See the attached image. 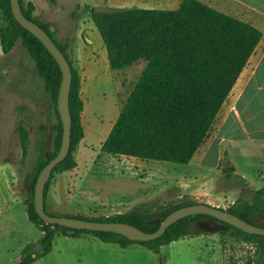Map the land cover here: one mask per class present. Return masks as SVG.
I'll list each match as a JSON object with an SVG mask.
<instances>
[{"label":"rangeland","instance_id":"rangeland-1","mask_svg":"<svg viewBox=\"0 0 264 264\" xmlns=\"http://www.w3.org/2000/svg\"><path fill=\"white\" fill-rule=\"evenodd\" d=\"M168 0H20L35 22L48 24L55 41H69L67 53L78 72L81 59L92 56L91 50L104 47L101 36L86 7L98 11L124 8H167ZM224 14L237 18L228 0H199ZM82 4L75 17L71 12ZM169 8V7H168ZM90 24L95 32L90 31ZM91 41V45L89 41ZM93 45V46H92ZM97 57L101 50L97 49ZM95 56V54L93 55ZM140 63L133 70L134 80ZM80 74V73H79ZM130 91H117L116 83L101 73L84 97L83 139L73 157L76 167L51 180L46 210L53 216L82 215L89 218L110 217L128 213L135 206L151 203L167 206L188 196L197 204L230 208L237 199L251 201V191L264 186V146L250 143L243 127L231 132L222 125L216 135L222 115L212 128L203 147L189 164L142 161L102 152L101 147L116 122ZM29 132L28 156L22 159L17 125L20 121ZM244 120V119H243ZM58 116L21 42L4 55L0 45V189L14 186L25 200L32 187L41 149L49 156L55 151ZM231 138L230 145L222 144ZM208 148L207 159L199 163L201 153ZM222 151L219 166L218 158ZM224 152L230 166L224 164ZM226 169L233 172L228 174ZM243 177L245 180H241ZM160 215L155 214L153 222ZM264 226V222L262 223ZM35 227V226H34ZM203 234L186 237L163 247L154 254L138 245L120 247L104 244L90 235L58 236L54 241V262L62 264H264L256 246L235 236L233 230L205 219L194 230ZM56 259V260H55Z\"/></svg>","mask_w":264,"mask_h":264},{"label":"trees","instance_id":"trees-1","mask_svg":"<svg viewBox=\"0 0 264 264\" xmlns=\"http://www.w3.org/2000/svg\"><path fill=\"white\" fill-rule=\"evenodd\" d=\"M51 1L53 4L56 2ZM20 6L24 16L34 21L21 2ZM82 6L78 3L71 16L75 17ZM86 8L106 47L111 70H122L141 61L146 63L143 73L102 144V152L142 161L189 164L207 141L220 110L255 52L262 33L251 24L217 11L199 0H183L176 10L98 11L91 7ZM35 23L52 38L72 70L69 95L72 120L70 152L55 167L46 184V210V199L53 176L76 167L73 153L83 139L84 102L80 92V74L67 53L70 48L69 41L63 45L58 44L47 23ZM18 42H21L34 62L58 116V124L54 127L57 133L55 151L46 156L41 149L32 189L24 200L29 221L43 233L38 241L40 252L33 253V245H29L23 250L22 260L18 264H32L47 256L53 249L56 237L61 235L76 237L86 234L104 244L120 247L138 245L159 254L163 247L186 237L203 234L201 229L194 228L205 219L232 229L235 236L254 244L255 253L264 259V236L244 233L205 215L185 217L171 225L160 238L147 242L130 241L122 235L110 232L75 230L45 223L35 211L34 188L40 172L49 160L56 157L62 143L63 127L57 111L62 73L55 59L40 41L14 19L10 0H0V45L3 54H10ZM17 132L22 159L25 160L28 156L29 132L22 120L17 125ZM227 154L224 152L223 162L229 167ZM226 172L230 174L233 171L226 169ZM241 180L245 179L241 177ZM195 204L197 203L192 202L188 196H183L181 201L167 206L142 203L128 213L110 217H62L101 223H126L143 232L153 233L169 214ZM225 211L250 222L252 217L264 213V186L251 191L250 202L239 198ZM46 212L48 213L47 210ZM155 214L160 215L158 222H153Z\"/></svg>","mask_w":264,"mask_h":264},{"label":"crops","instance_id":"crops-1","mask_svg":"<svg viewBox=\"0 0 264 264\" xmlns=\"http://www.w3.org/2000/svg\"><path fill=\"white\" fill-rule=\"evenodd\" d=\"M182 1L168 0L165 3L167 8L148 7L141 9L176 10ZM228 1L236 17L257 28L262 33V38L218 114L216 122L221 115L222 119L217 126L216 135L212 141L220 135L222 125L227 124L233 136L235 131L242 126L246 139L250 143L256 142L264 146V0ZM89 28L94 34V27L90 24ZM89 44H92L91 41H89ZM97 49L101 50V57H97L94 53ZM91 54L92 56L83 58L80 62V92L83 102L90 85L98 79L102 72L116 83L117 91L128 88L131 93L145 69V67L144 69L143 67L140 68L136 81H133L135 66L145 62L141 61L122 70L113 71L109 65L107 50L105 53L103 47L98 46L96 49L91 50ZM94 54L95 56H93ZM231 141V138H223L221 143L230 145ZM208 148L201 153L199 157L200 164H203L207 159ZM221 159L222 151H220L216 166H219ZM213 207L219 206L213 205ZM42 235L43 233L29 221L24 199L20 193L14 190V186L11 185L10 188L5 190L0 189V264L20 263L23 250L29 245L38 243ZM54 254L53 246L52 251L47 256L37 259L32 264H62L59 260L58 263L54 262Z\"/></svg>","mask_w":264,"mask_h":264},{"label":"water","instance_id":"water-1","mask_svg":"<svg viewBox=\"0 0 264 264\" xmlns=\"http://www.w3.org/2000/svg\"><path fill=\"white\" fill-rule=\"evenodd\" d=\"M10 3L14 19L23 29L40 41L55 59L62 73V81L57 98V111L63 127L62 143L56 157L49 160L48 164L40 172L34 188L35 211L45 223L75 230L110 232L122 235L130 241L147 242L160 238L171 225L185 217L205 215L237 228L244 233L264 236V226L262 225L264 222V213L252 217L250 222H247L225 210L207 204H195L172 212L161 223L158 230L153 233L143 232L137 227L126 223H101L48 214L45 210L44 197L46 184L50 180L55 167L66 159L70 152L72 120L69 108V95L72 84V70L68 60L48 33L37 23L24 16L20 6V0H10ZM32 252H40L38 243L33 245Z\"/></svg>","mask_w":264,"mask_h":264}]
</instances>
